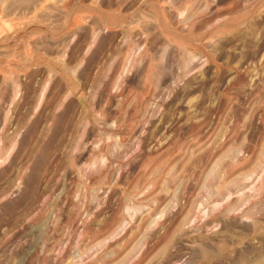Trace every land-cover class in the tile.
<instances>
[{"label": "rangeland", "instance_id": "rangeland-1", "mask_svg": "<svg viewBox=\"0 0 264 264\" xmlns=\"http://www.w3.org/2000/svg\"><path fill=\"white\" fill-rule=\"evenodd\" d=\"M0 264H264V0H0Z\"/></svg>", "mask_w": 264, "mask_h": 264}]
</instances>
